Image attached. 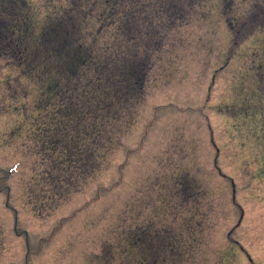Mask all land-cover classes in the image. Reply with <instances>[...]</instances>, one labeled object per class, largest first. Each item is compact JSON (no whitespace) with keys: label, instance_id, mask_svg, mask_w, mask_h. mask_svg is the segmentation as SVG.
<instances>
[{"label":"rangeland","instance_id":"rangeland-1","mask_svg":"<svg viewBox=\"0 0 264 264\" xmlns=\"http://www.w3.org/2000/svg\"><path fill=\"white\" fill-rule=\"evenodd\" d=\"M250 9L188 10L124 148L81 192L52 180L33 99L0 60V264H264V28Z\"/></svg>","mask_w":264,"mask_h":264},{"label":"trees","instance_id":"trees-1","mask_svg":"<svg viewBox=\"0 0 264 264\" xmlns=\"http://www.w3.org/2000/svg\"><path fill=\"white\" fill-rule=\"evenodd\" d=\"M199 2L0 0V60L20 70L4 84L33 99L43 163L61 188L81 192L111 169L153 69ZM250 2L246 20L264 28V0Z\"/></svg>","mask_w":264,"mask_h":264}]
</instances>
